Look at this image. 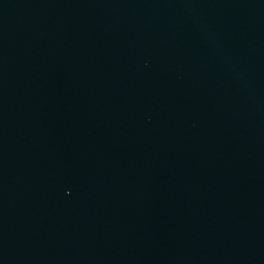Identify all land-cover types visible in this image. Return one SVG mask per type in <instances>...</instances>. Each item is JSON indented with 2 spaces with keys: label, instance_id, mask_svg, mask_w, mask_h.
<instances>
[{
  "label": "water",
  "instance_id": "95a60500",
  "mask_svg": "<svg viewBox=\"0 0 264 264\" xmlns=\"http://www.w3.org/2000/svg\"><path fill=\"white\" fill-rule=\"evenodd\" d=\"M0 264H264V0H0Z\"/></svg>",
  "mask_w": 264,
  "mask_h": 264
}]
</instances>
